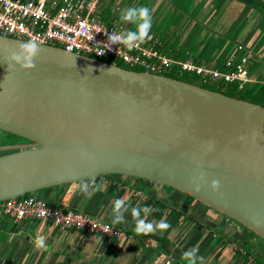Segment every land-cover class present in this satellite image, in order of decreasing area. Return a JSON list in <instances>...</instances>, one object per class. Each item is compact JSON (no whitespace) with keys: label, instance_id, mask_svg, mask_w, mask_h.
<instances>
[{"label":"water","instance_id":"95a60500","mask_svg":"<svg viewBox=\"0 0 264 264\" xmlns=\"http://www.w3.org/2000/svg\"><path fill=\"white\" fill-rule=\"evenodd\" d=\"M27 43L0 36V132L26 142L0 146V203L118 175L173 189L264 241L263 106L48 46L21 68L9 55ZM129 232L187 264L166 239Z\"/></svg>","mask_w":264,"mask_h":264},{"label":"crops","instance_id":"0c3cea01","mask_svg":"<svg viewBox=\"0 0 264 264\" xmlns=\"http://www.w3.org/2000/svg\"><path fill=\"white\" fill-rule=\"evenodd\" d=\"M142 5L151 11L150 35L162 55L222 72L225 61L250 52V82L242 90H264V0H101L96 16L109 27L135 30L134 25L119 19L120 13L127 7ZM187 75L202 83L201 76ZM86 181L98 188L90 196L73 187L77 182L45 189L37 197L124 229L122 239L60 233L49 224L14 223L0 213V264H162L169 256L156 242L129 232H135L131 207L145 205L155 209L147 217L149 221L155 224L163 220L170 225L167 230L150 235L166 239L182 252L197 249V256L204 258L203 264H264L262 239L184 194L118 175ZM116 198L129 205L124 224L112 223V203ZM40 238L56 242L44 241L41 247ZM62 245L71 247L73 252H67ZM171 264L185 263L173 259Z\"/></svg>","mask_w":264,"mask_h":264},{"label":"built area","instance_id":"2783aa9c","mask_svg":"<svg viewBox=\"0 0 264 264\" xmlns=\"http://www.w3.org/2000/svg\"><path fill=\"white\" fill-rule=\"evenodd\" d=\"M101 0H0V36L22 42L35 40L39 46L62 49L67 53L99 61H119L132 71L164 76L177 69L202 77V83L223 81L238 91L250 82L251 53L224 62V70H206L191 61H173L157 50L154 36L139 48L129 50L112 44L108 37L125 32L109 27L96 16ZM109 48H111L109 50ZM104 52L101 56L100 53ZM115 64V63H112ZM0 213L14 223L38 221L60 233L78 232L103 239L120 240L124 232L89 215L50 205L34 194L0 203ZM153 245V243H149ZM166 257L162 264H171Z\"/></svg>","mask_w":264,"mask_h":264},{"label":"clouds","instance_id":"9594fccd","mask_svg":"<svg viewBox=\"0 0 264 264\" xmlns=\"http://www.w3.org/2000/svg\"><path fill=\"white\" fill-rule=\"evenodd\" d=\"M119 19L128 24L135 26V30H128L119 34H112L108 37L112 44H121L129 50L139 48L141 44L151 39L150 31L152 27V15L147 6H132L123 9L120 13ZM111 48H109L110 50ZM38 46L35 40L29 41L22 46V50L19 52H12L9 55V60L15 61L21 68L32 69L34 67L33 59L38 54ZM104 52H101L102 56ZM200 179H203L201 173ZM73 187L78 188L79 192L84 195H91L92 192L98 190L93 184H90L86 180H81L78 184H74ZM209 187L215 192L219 188V181L213 180ZM194 191L199 192L200 186L197 185ZM155 209L145 205L144 207H131V216L135 223V232L139 234H152L158 230H167L170 225L161 220L155 224L147 219ZM129 212V205L126 204L122 198L114 199L112 203V223L124 224L126 223L125 214ZM38 244L43 247L44 240L40 238ZM197 249L185 251L183 258L187 260V264H203L204 258L197 256Z\"/></svg>","mask_w":264,"mask_h":264},{"label":"trees","instance_id":"16d2710c","mask_svg":"<svg viewBox=\"0 0 264 264\" xmlns=\"http://www.w3.org/2000/svg\"><path fill=\"white\" fill-rule=\"evenodd\" d=\"M108 62L111 64L115 63V61H113V60H108ZM115 65L131 70L126 65H120V64H116V63H115ZM136 71H138V70H136ZM174 73L175 72L171 71L169 73H165L164 76L171 78V79L183 81V82H186L189 84L197 85L199 87H202V88L214 91V92L222 93L228 97H232V98H236L239 100L256 103V104H259V105L264 107V90L263 89L256 91L255 89H253V87H248L244 90L238 91L237 86L235 84H227V83H224L223 81H218V82H214V83H211L209 81L206 84L201 83V85H198V84H195L194 82H190L188 80L178 78V76H175ZM185 75H187V73ZM235 93H237V95H235Z\"/></svg>","mask_w":264,"mask_h":264},{"label":"rangeland","instance_id":"374dc122","mask_svg":"<svg viewBox=\"0 0 264 264\" xmlns=\"http://www.w3.org/2000/svg\"><path fill=\"white\" fill-rule=\"evenodd\" d=\"M115 63L123 65V63H121L119 61H115ZM174 74H175V76H178V78L185 79V80H188L190 82H194L195 84L201 85V82H199L198 79L195 76H189V75H185V74H176V73H174ZM235 95H237V93H235ZM24 142H25L24 140H22V139H20L18 137H14V136H11L9 134L0 132V146L10 145V144H14V143H24ZM2 154L3 153H0V155H2ZM167 189H170V188H167ZM39 192H37V193H39ZM37 193H34V195L37 196Z\"/></svg>","mask_w":264,"mask_h":264},{"label":"flooded vegetation","instance_id":"af4514ba","mask_svg":"<svg viewBox=\"0 0 264 264\" xmlns=\"http://www.w3.org/2000/svg\"><path fill=\"white\" fill-rule=\"evenodd\" d=\"M24 143H26V142H24ZM14 144H16V143H14Z\"/></svg>","mask_w":264,"mask_h":264}]
</instances>
